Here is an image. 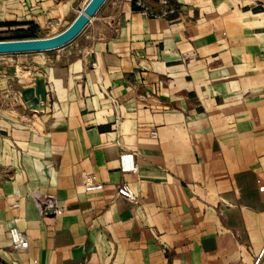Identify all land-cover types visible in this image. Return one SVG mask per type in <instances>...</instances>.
Here are the masks:
<instances>
[{
  "label": "crops",
  "instance_id": "crops-1",
  "mask_svg": "<svg viewBox=\"0 0 264 264\" xmlns=\"http://www.w3.org/2000/svg\"><path fill=\"white\" fill-rule=\"evenodd\" d=\"M88 1L0 0V32ZM0 262L264 264V0H105L64 47L0 55Z\"/></svg>",
  "mask_w": 264,
  "mask_h": 264
},
{
  "label": "water",
  "instance_id": "water-1",
  "mask_svg": "<svg viewBox=\"0 0 264 264\" xmlns=\"http://www.w3.org/2000/svg\"><path fill=\"white\" fill-rule=\"evenodd\" d=\"M105 0H89L62 32L45 38L0 41V55L41 53L64 47L74 40L95 16Z\"/></svg>",
  "mask_w": 264,
  "mask_h": 264
},
{
  "label": "built area",
  "instance_id": "built-area-1",
  "mask_svg": "<svg viewBox=\"0 0 264 264\" xmlns=\"http://www.w3.org/2000/svg\"><path fill=\"white\" fill-rule=\"evenodd\" d=\"M154 135V133H153ZM119 168L121 172H133L137 171V167L134 164V159L132 154H122L119 158ZM99 186L93 185L87 187L88 190H96ZM117 196L123 198L128 201H132L134 199V194L132 189L128 184H121L117 188ZM38 205H43L42 211L45 215H52V216H60L62 214V209L57 205V202L54 198H44L42 200H36ZM9 240L12 248L15 250H26L28 248V241L22 232H20L16 228H10L9 232ZM0 264H2L0 262Z\"/></svg>",
  "mask_w": 264,
  "mask_h": 264
},
{
  "label": "rangeland",
  "instance_id": "rangeland-1",
  "mask_svg": "<svg viewBox=\"0 0 264 264\" xmlns=\"http://www.w3.org/2000/svg\"><path fill=\"white\" fill-rule=\"evenodd\" d=\"M58 30H61V29H57L56 31L58 32ZM35 34H36V38H45V37H47V36H45V34H42V33L38 32V31H36ZM21 37L22 36H21L19 31H1L0 32V41L20 40V39H22ZM48 37H50V36H48Z\"/></svg>",
  "mask_w": 264,
  "mask_h": 264
},
{
  "label": "trees",
  "instance_id": "trees-1",
  "mask_svg": "<svg viewBox=\"0 0 264 264\" xmlns=\"http://www.w3.org/2000/svg\"><path fill=\"white\" fill-rule=\"evenodd\" d=\"M22 39H35L36 38V29L33 27L28 28L27 30L19 31Z\"/></svg>",
  "mask_w": 264,
  "mask_h": 264
}]
</instances>
